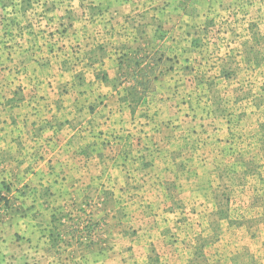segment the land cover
<instances>
[{
	"label": "rangeland",
	"instance_id": "rangeland-1",
	"mask_svg": "<svg viewBox=\"0 0 264 264\" xmlns=\"http://www.w3.org/2000/svg\"><path fill=\"white\" fill-rule=\"evenodd\" d=\"M109 32L145 49L123 112L92 131L66 93L43 154L1 142L0 264H264V0H0V84L42 120L54 95L22 93L24 50L56 52L59 84Z\"/></svg>",
	"mask_w": 264,
	"mask_h": 264
},
{
	"label": "crops",
	"instance_id": "crops-1",
	"mask_svg": "<svg viewBox=\"0 0 264 264\" xmlns=\"http://www.w3.org/2000/svg\"><path fill=\"white\" fill-rule=\"evenodd\" d=\"M112 22L113 21H109L103 24L102 29L111 30L113 27ZM112 33L113 32H109L108 37L100 40L99 44H97V40L91 39V43L87 48H85V45L78 43V47L73 53L75 62L73 63V76L71 78L66 75L68 78L61 80L59 84H57V66L53 65V62L49 59L51 53L53 58H59L55 55L56 52L51 51L47 53L42 46L39 47L41 51L39 53L36 52V47L33 46H30V48L27 47L26 50H24V53L29 55V59L26 60L25 71H21L20 74L24 73L30 85L26 84L22 93L28 96L27 98L32 99L34 95H36V98H39L42 96L44 97V94H51L54 95V101L50 100L46 101V103H39V106L44 107L46 110L45 113L48 114V116L42 117L43 121L33 117L31 118L30 112L32 111V107L28 106V104L32 105V102L25 100L22 103H18L16 100L18 93H20L18 92L16 81L12 79L11 82L10 80L8 86L0 84V156L5 155V152L2 151L7 148L2 146L3 144H1V142H18L20 140L32 143L39 142L38 148H32L31 151H35V153L39 151V153L43 154L45 151L44 147L46 148L47 143L50 142L49 140L55 141L58 137L57 132H55V135L53 132L54 128H56V123H58L60 113L64 112L63 107L65 106L60 102L61 95L63 94L76 92V97L73 98V101L75 102L76 100V102H78V105H76L78 109L76 110L74 108L73 114L74 112H76V114L78 112V116L83 115L87 117L86 119H89V122L92 123L91 128L89 127V130L92 131L95 129V126H97L96 119L98 117H104L107 123V121L111 122V114L113 112H123L124 106L121 102V96L124 86L122 85L123 83L118 81V78L123 77V74H120V67L124 65L127 58L138 59L141 54L144 53L145 49L143 44L138 43V38L132 39L131 42H129V38L123 40L125 42H114L115 39ZM91 48H94L95 52L84 55L86 54V49L91 52ZM96 61H98L99 65H104L103 72L100 73L98 71ZM106 61L110 62V65H106ZM9 69L11 70L12 68L9 67ZM14 72L15 71L12 70L11 73ZM101 75L103 78H101ZM86 76H89L88 80L85 78ZM70 79L75 80V89L70 88L71 84H67V81ZM62 81L63 83H61ZM22 108H26V110L24 109L25 113L23 115L25 118L19 117V113L15 112V110H21ZM7 110L9 112L4 115V112ZM36 112L37 110L33 111V113ZM27 113L29 117H27ZM76 114L74 117L77 116ZM64 121L62 120V123H64ZM83 123L84 120L79 119L76 127L73 125L72 130H68L72 132L73 143L74 139H78V135H75V133L77 131L80 132L79 129L86 127ZM37 125L45 126L47 131L51 130V132H49L51 135H48L49 133L32 134V128ZM67 126H69V124ZM22 129H25V133H23V131L20 132ZM99 135L108 138L104 134L99 133ZM47 136L48 138H46ZM49 136L51 138H49ZM79 139H81V137ZM56 142H58V140ZM47 152H49V150H47Z\"/></svg>",
	"mask_w": 264,
	"mask_h": 264
},
{
	"label": "trees",
	"instance_id": "trees-1",
	"mask_svg": "<svg viewBox=\"0 0 264 264\" xmlns=\"http://www.w3.org/2000/svg\"><path fill=\"white\" fill-rule=\"evenodd\" d=\"M101 76H102V75H101ZM101 78H103V76H102Z\"/></svg>",
	"mask_w": 264,
	"mask_h": 264
}]
</instances>
